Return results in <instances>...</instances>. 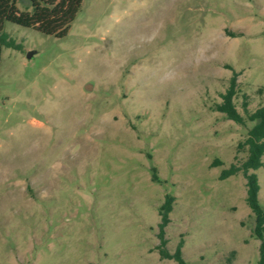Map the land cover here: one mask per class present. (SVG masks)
Listing matches in <instances>:
<instances>
[{"label":"rangeland","instance_id":"374dc122","mask_svg":"<svg viewBox=\"0 0 264 264\" xmlns=\"http://www.w3.org/2000/svg\"><path fill=\"white\" fill-rule=\"evenodd\" d=\"M3 32L0 264H177L166 194V251L257 264L245 178H220L252 122L215 105L232 76L239 113L264 103V0H82L62 38Z\"/></svg>","mask_w":264,"mask_h":264},{"label":"trees","instance_id":"16d2710c","mask_svg":"<svg viewBox=\"0 0 264 264\" xmlns=\"http://www.w3.org/2000/svg\"><path fill=\"white\" fill-rule=\"evenodd\" d=\"M19 0H0V57L2 45L18 48L3 32L5 21L32 28L45 35H52L56 38H62L67 34L70 23L80 8L82 0H21L30 10H20L17 6ZM264 87L258 88L257 92L262 94ZM235 95V77L232 76L228 88L221 94V102L215 105V110L224 114V116L239 125H245L246 121L252 122L247 129L245 138L237 144V152L244 151L245 158L239 163H231L227 169H224L220 178H226L238 172L245 178L246 196L245 201L248 205L253 218V234L260 240L259 258L257 264H264V209L261 207L258 198L259 184L257 175L250 170H256L263 166L261 160L264 154V103L258 106L254 111L249 112L246 100L242 106L244 115L239 113L234 105L233 97ZM245 97V96H244ZM219 160H214L212 165H220ZM153 179H157L153 175ZM173 197L165 195L163 203L158 207L160 222L159 228V254L162 258L173 259L177 264H186L182 257L181 248L183 242L180 241L172 253L166 251L163 246L165 241L162 237L163 228L168 223V214L172 209ZM234 251L230 253L233 255Z\"/></svg>","mask_w":264,"mask_h":264},{"label":"water","instance_id":"95a60500","mask_svg":"<svg viewBox=\"0 0 264 264\" xmlns=\"http://www.w3.org/2000/svg\"><path fill=\"white\" fill-rule=\"evenodd\" d=\"M31 54H32V53H31V52H29V53L27 54V57H31Z\"/></svg>","mask_w":264,"mask_h":264}]
</instances>
